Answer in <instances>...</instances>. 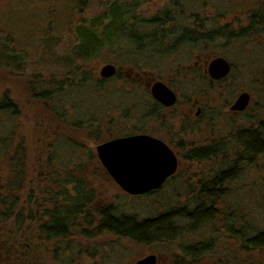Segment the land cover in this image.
Instances as JSON below:
<instances>
[{
	"label": "rangeland",
	"instance_id": "rangeland-1",
	"mask_svg": "<svg viewBox=\"0 0 264 264\" xmlns=\"http://www.w3.org/2000/svg\"><path fill=\"white\" fill-rule=\"evenodd\" d=\"M115 1L0 0V50L4 51L2 48H5L1 41L9 40L5 45H9L11 50L13 48L15 56L13 60L9 59V62L0 63V96L7 91L20 111V117L16 121L11 118H0V124L6 130L14 125L11 138L15 139V143L22 144L26 150L22 187L15 191V194L21 197L22 203L25 197L28 201L29 196H32L31 201L36 198L39 201L43 200L46 205L47 202L44 200L47 197L45 194L42 195L45 183L52 180L54 182L57 180V183L65 182L66 179H72V173L76 174L75 170L68 166L61 167L60 164L80 162L81 157L86 160L89 157L78 148L81 143L89 144L97 162L95 145L98 141L90 142L91 125L101 124L107 116L115 114L112 110L120 103L118 84L122 83V80L113 77L101 86L96 85L93 79L97 78L104 64H114L120 72V77L126 76L125 70L129 66L137 70L149 68L161 75L173 74V77H177L173 79L176 87L193 91L201 89L204 94L205 126L201 125L200 131H195L191 137L195 139L191 143L192 147L207 146L220 139H234L235 144L228 146L226 150L233 153L236 150L235 146L239 148L236 138L244 136L247 139L255 135L259 139L261 149L248 151L249 159L237 166L234 177L218 186L219 196L215 198L213 205L215 212L213 219L193 229L187 221L176 216L179 211L205 203V199L197 196V191L200 182L207 180L211 169H216V166H211L210 162L187 160L186 153L176 156L178 163L175 173L158 189L147 194L131 195L115 182L106 180L96 173L94 176L98 175L96 178L98 182L88 183L95 193L92 206L86 204L88 216L83 224L94 223L90 226L97 229L99 215L94 208L106 204H112L118 208L117 212L134 215L138 220L168 215L169 220L177 226L175 230L185 232L182 237L184 243L211 241L210 250L202 254L196 264H214L217 247L227 249L230 242L236 243L240 264H264V248L251 246L250 249H246L240 245L242 241L236 235L244 234L245 241L258 232H264V0H119L122 5L128 4L132 8L134 26L143 30L138 33L139 42L124 35L127 42L119 41L118 45L111 49L102 48L95 57L88 59L85 70L89 74V81L85 82L84 86L65 89L60 92L58 99L47 101L39 99L36 92L47 88L46 84L41 82L45 83L49 76L62 80L63 74L68 70L65 61L69 58L70 64L76 62L73 58L75 52L73 47L76 40L74 29L78 22L82 19L93 20L106 12L107 5ZM164 11H168L167 21L170 20L166 27L168 36L163 40L165 43L163 48L158 47L154 52L152 50L154 43L148 45L144 41L147 40L144 34L151 30L148 24ZM192 20L202 25L204 43L200 39L193 42L181 39V33L192 26ZM241 30L244 31L240 32ZM172 42L175 44L172 45ZM202 49L221 54L233 64L232 71L222 86L210 83L200 74H186L183 69L176 71L179 65L188 62L192 55ZM15 52L19 54L17 59ZM10 62H13V65ZM37 80L38 90L31 93V85ZM251 82L255 83L256 91L251 102L252 109L250 107L243 114L232 115L227 105L233 100L235 89L249 90L252 88ZM60 106L68 107L64 111L66 122L61 123L60 129L48 133L43 122L54 121L55 117L49 112L51 107H55L58 112ZM107 110L110 114L106 112ZM56 118L62 121V118ZM75 123H80L79 129L73 127ZM198 125L200 126V123ZM193 127L197 129V124H193ZM92 133L97 134H94V131ZM237 152H241V149L239 148ZM48 153L52 156L50 162ZM94 157L90 155L89 162L91 160L94 162ZM39 158L40 163H36V159ZM5 163L4 155H0L2 195L7 192L3 187L6 186V182H11L8 180L12 178ZM49 163L57 164L56 171L53 170V166H47ZM84 169L86 171L87 167L84 166ZM52 173L60 174L62 177L59 178ZM89 179H92V176ZM91 187L89 189H92ZM49 201L50 198L48 205H52ZM61 201H57L59 207L64 205ZM22 205L28 207V202ZM23 214L28 218V214L25 212ZM32 219H25L20 227V231L29 227L31 236L38 230L44 217L35 213ZM5 223L18 233V224L14 223L13 216ZM228 224L231 225L232 235L237 238V242L226 233L228 229L223 228ZM3 227L4 222L0 221V234ZM70 232L75 236V229L70 228ZM101 236L103 241L97 242L101 245L97 244V247L95 245L94 253L90 255L94 259V264H135L138 259L155 253L159 254L157 262L160 261V264H166L168 261L174 264L180 262V259H176L179 251L176 247H169L167 242L151 241L148 244H137L109 233H103ZM34 241H38V238ZM92 242V240L86 242L85 237L69 241L68 246L73 248V251H70L73 254L77 253L74 256L75 262L71 260L72 264L87 260L84 250L79 252V248L93 246ZM60 245L66 246L64 242ZM56 254L58 258L72 256L69 253L68 257H65L58 251ZM180 263L192 264L187 258Z\"/></svg>",
	"mask_w": 264,
	"mask_h": 264
},
{
	"label": "trees",
	"instance_id": "trees-1",
	"mask_svg": "<svg viewBox=\"0 0 264 264\" xmlns=\"http://www.w3.org/2000/svg\"><path fill=\"white\" fill-rule=\"evenodd\" d=\"M107 7L106 12L102 13L93 20L82 19L78 22V25L75 26L74 34L76 36V40L73 47L75 51L73 58L76 62H71L70 64L71 60H69V58L68 61H65V66L67 65L66 67H68V70L63 74L62 80H57L54 76H49L45 83L41 82V84H46L45 86H47L45 90L41 91L37 89V86L39 85V81L37 80L36 83H32L31 85V93H35V91L38 90L36 92V96L45 101L48 99H58L60 98V92L65 89L82 87L85 82L89 81V74L85 70V67L87 66L86 62L88 59L95 57V55L99 53L98 51H100V49L105 47L110 49L116 47L119 41L127 42L124 35L132 39L134 38L136 42H139L138 40H140V35L138 36V33L143 32V30L141 31L139 27L136 28L134 26L135 18L132 15V8L128 4L122 5L119 0L108 4ZM167 13L168 11H164L162 12V15L156 16L150 24H148L151 30L146 31V34H144V36L147 37V40L144 41L148 45L154 43L152 49L153 51L158 47L162 49L165 44L163 43V40L168 36L166 27L168 26L167 23H169L170 20L169 22L167 21L169 19V15H167ZM120 30L123 32H120ZM124 31L126 34H124ZM184 35L185 33L182 32L181 36ZM8 41L9 40L4 42L1 41L3 47L5 48H2L4 51L0 50V63L9 62V59L11 61L15 57L13 55V48L11 50L9 45H5ZM173 44H175V42H172V45ZM15 54L17 59L19 54L18 52H15ZM13 62H10L11 65H13ZM115 78H119L118 73ZM93 81L97 83L96 85L98 86H101L102 83L105 82V80L100 77L98 78V76L96 79H93ZM53 94L57 95L55 96ZM53 96L54 98H52ZM67 108L68 107L66 106H60L59 111L57 112L55 107H51V112H49V114L55 117L54 121L46 120L43 122V125L48 133H51V130H57L61 127L62 122H66V119L64 120V111ZM19 117V107L14 103L13 99L10 98L8 92L5 91V93L0 96V118H11L13 121H16ZM56 117L62 118V121H58ZM79 124L75 123L73 124V127H78L77 129H79ZM14 128L15 126L12 125L8 130H6L5 127H2V124H0V155H4L6 160L5 165L8 167L7 171L10 174L9 176L12 175V178L8 180L11 182H6V186L3 187L7 192H5L4 195L0 193V221L6 222L11 216H13L14 223L17 222L18 224L17 229L19 232L21 224L25 219L33 220L34 218L32 219V215L35 213L36 215H41L44 217V220L40 222L38 229L41 233L42 240H45L48 244L57 245V249H63L65 252L71 253L73 248L68 246V244L69 241L72 242L74 240L72 239L73 235L70 232V228L75 229V235H79V222L85 221L84 219L88 216V206L86 204H90V206H92L95 192L93 189L87 190L79 178H73L71 179V182H74L76 185V193L73 195L62 193L64 198L63 200L66 202H62L64 204L61 205L62 207L58 206L57 200L54 199L52 193L49 194L50 197H47V199L44 200L47 202L45 207L48 206V198H50L49 203L52 205H49V207L43 211V200L39 201L34 198V201H31L32 196H29L27 201L28 218L24 217L22 208L23 205L20 204V200L15 194V191L20 190L22 187L26 150L22 144L15 143V139L11 138V132ZM3 134L4 137H2ZM236 140L239 144L241 152H237L239 148H236L233 153H228V151H226L228 146H233L235 140L220 139L218 141H213L207 146L204 145L194 147L193 150L186 153L185 157L187 160L193 162H210L211 166H216V169H211V174L207 180L200 182L199 189L197 191V196L205 199V203H202V205L196 204L192 207V209H187L182 212L179 211L178 216H176L179 219L187 221L189 225H191V229L213 219V216L215 215V212H213V205L215 203V198L219 196V189H217L218 186H221L224 182L231 180L234 177L237 166L249 159V148H253V150L261 149L259 139L255 135H252L247 139L246 137L241 136L238 139L236 138ZM51 159L52 156L48 153V162H50ZM36 163H40V158L36 159ZM61 192L63 191L61 190ZM65 204L67 205L65 206ZM94 211L99 215V227L97 229L92 227V231L87 232V235L90 236V234H92L93 238L97 237V242L103 241L101 236L103 233L113 234L117 237L119 236L120 238L128 239L129 241L137 244H148L151 241L167 242L169 247H176L177 251H179L177 252L179 254L176 259H180L179 261L183 262L184 259L187 258L192 264H196L201 255L207 253L211 248V241L206 243H184L182 241V237L185 232L176 231L175 229L177 226L169 220L168 215H157L155 217L138 220L134 215L126 214L125 212H117L118 208L112 204H106L101 207L94 208ZM10 212L12 214H9ZM222 213L224 212H220V214ZM77 215L82 216L79 218H83V220L81 221ZM224 218L225 220L227 219L225 214ZM37 220L39 219L37 218ZM90 223H87L86 226L91 227L90 225L94 224ZM223 228L228 229L226 233L230 235L231 238L234 237L231 232L233 229H231L230 224ZM14 234L17 233L15 232ZM20 234L21 237L24 236V234ZM236 235L239 240L242 241L240 245L246 249H250L251 246L253 248H264V232H258L254 236L247 238L245 241L243 240L244 234L236 233ZM234 239L236 242L238 241L236 237H234ZM62 242H64L66 246H61L60 243ZM97 242H92L93 246L88 245L85 248H79V252H82V249L84 250L87 260L76 261L78 264H94V259L90 255L94 253L93 247L95 245L97 247V244H99ZM71 254H73V252ZM73 255H77V253ZM73 255L66 259L68 264H72L71 260L75 262V257Z\"/></svg>",
	"mask_w": 264,
	"mask_h": 264
},
{
	"label": "flooded vegetation",
	"instance_id": "flooded-vegetation-1",
	"mask_svg": "<svg viewBox=\"0 0 264 264\" xmlns=\"http://www.w3.org/2000/svg\"><path fill=\"white\" fill-rule=\"evenodd\" d=\"M251 21L252 18L250 19V23ZM192 23L193 24H191V27H187L186 32L188 34L184 32L185 35L181 36V39H185L187 42L199 41L200 39V41L203 40L202 43H204V29L202 25H199L194 20H192ZM245 30L247 31V29ZM243 31L244 30H241L240 32ZM203 49L200 52L192 55L188 62L179 65L176 71H180V69H183L186 74H200L201 76L209 80L210 83L220 87L230 75L233 64L221 54H216L211 51L208 52L207 50L203 51ZM217 57L225 58L229 63L230 69L226 76L221 79L215 80L209 77L208 67L210 62ZM125 71L126 76L120 77V72L116 67L114 76L104 79L101 78L106 81L113 77H116V74L118 73L119 80H122V83L118 84V90H120L121 94L120 103L112 110V112H114L115 114L109 115V117L107 116V118L101 124L91 125L92 132H95L96 130L95 133H97L96 135H93L92 132L89 133V137H92V140L90 142L98 141V143L95 145V155L97 157V162H95L96 159L92 152L93 150L91 151V148L89 147V144L81 143L78 148L80 150L82 149L83 153H86V156L90 157V155H92V157H94V162L93 160L89 162V157L87 158V160L81 157L80 162L60 164L61 167L68 166V168L70 167V169L75 170L76 174L74 175L72 173L73 177L71 175L69 176H71L72 179L79 178V180L82 181L87 190H89V188L91 187L90 184H88L89 181L98 182L96 181L98 175H101L106 180L115 182L107 171V168L100 162L97 156L96 147L98 145L118 138L143 136L146 137L145 139L147 142H153L154 140L160 141L161 143L166 145L175 154V156H177L178 154L189 153L191 150H193L194 147H192L193 145H191V143L194 142L195 139L191 137L194 136L195 131H200V129L202 128L201 125L205 126L204 114L206 112V109L203 100L204 94L201 89L193 91L176 87L175 81L173 82V79L177 77H173V74L161 75L160 73H156L149 68H139V70H137V68L129 66ZM157 83L163 85L173 94V103L166 104L157 100L153 96L152 89L153 86ZM251 84L252 88L249 90L235 89V93L232 97L233 100L227 105L229 107V112L232 115L243 114L247 112L252 106L251 102L253 100V97L255 96L256 91L255 83L251 82ZM107 91H109V88L107 89ZM242 93H247L249 96L247 105L241 111L231 110L232 104ZM106 112L110 114L108 110ZM91 120L93 121V119ZM113 120L116 121L114 122ZM199 123L200 126L198 125ZM193 124H197V129L193 127ZM101 138L102 140L100 141ZM235 148L238 147L235 146ZM249 149L250 152L254 151L253 148ZM47 166H53V170L56 171V163H49L47 164ZM84 166L87 167L86 171L84 169ZM58 168L60 167L58 166ZM59 172H61V170H59ZM96 173H98V175L94 176ZM52 175L59 176V178L62 177L60 174L56 175L55 173H52ZM86 176L87 178H85ZM91 176L92 179H89ZM88 185L90 187H88ZM75 186L76 185L74 184V182H71V179H66L65 182L58 183L57 180L56 182L52 180V182L45 183L42 195L45 194L46 197H50L49 194L52 193L54 199H56L57 201H61L62 199H64L62 193L70 195L76 193ZM61 190L63 192H61ZM151 192L152 191L148 193ZM18 198L19 200H21L20 196H18ZM61 202L66 203L65 201ZM23 203L27 204L26 197L24 198ZM44 205L45 203H43L42 211L49 207V205L46 207ZM22 208L23 212H25V214H28L27 206L23 205ZM9 214L12 213L10 212ZM8 227L9 225L4 222V227L2 230L3 232L0 234V264H68L66 262L67 258H58V255L56 253L58 251L61 252L65 257H68L69 252H65L63 249H57V245L48 244L45 240H42L39 229L34 231L35 234L31 236L29 227L21 229V231H19L17 234H14V229H12L11 227H9L8 229ZM91 231L92 227H87L86 224H83V222H79V235L72 236V239L80 240L81 235L83 237L84 235H87V232ZM20 233L24 234V236L21 237ZM35 238H38V241H34ZM89 240H92L93 243L97 242V237L93 238L87 235L85 237V241L87 242ZM235 244H231L230 242L227 249L225 247H217L214 264H240V262L238 261L236 253L237 247H235ZM156 264H160V261ZM166 264L174 263L168 261Z\"/></svg>",
	"mask_w": 264,
	"mask_h": 264
},
{
	"label": "water",
	"instance_id": "water-1",
	"mask_svg": "<svg viewBox=\"0 0 264 264\" xmlns=\"http://www.w3.org/2000/svg\"><path fill=\"white\" fill-rule=\"evenodd\" d=\"M229 63L223 57L214 58L208 67L209 77L221 79L229 72ZM116 66L104 64L98 75L100 78L114 76ZM153 96L166 104L174 101L173 94L157 83L152 89ZM247 93L240 94L231 106L233 111H241L248 103ZM146 137H124L107 141L96 147L100 162L107 168L115 183L131 195H141L158 189L177 169L175 154L160 141L147 142ZM158 257L149 254L138 259L135 264H156Z\"/></svg>",
	"mask_w": 264,
	"mask_h": 264
}]
</instances>
